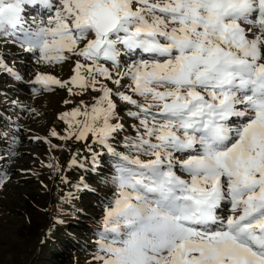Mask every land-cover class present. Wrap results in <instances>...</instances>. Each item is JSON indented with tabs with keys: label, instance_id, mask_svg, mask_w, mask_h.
<instances>
[{
	"label": "snow or ice",
	"instance_id": "obj_1",
	"mask_svg": "<svg viewBox=\"0 0 264 264\" xmlns=\"http://www.w3.org/2000/svg\"><path fill=\"white\" fill-rule=\"evenodd\" d=\"M28 5L54 14L28 21ZM7 29L38 65H72L30 81L74 105L51 136L112 158L96 260L264 264V0H0ZM119 104L136 121L126 152Z\"/></svg>",
	"mask_w": 264,
	"mask_h": 264
},
{
	"label": "rangeland",
	"instance_id": "obj_2",
	"mask_svg": "<svg viewBox=\"0 0 264 264\" xmlns=\"http://www.w3.org/2000/svg\"><path fill=\"white\" fill-rule=\"evenodd\" d=\"M53 14L43 6L28 5L25 9L28 21L46 20ZM12 31L0 32V60L12 70L0 69V131L3 129L2 134L6 135L5 138L0 136V178L8 177L0 187V264H101L95 259L98 233L85 237L73 232L77 242L85 244L87 250L74 255L66 251L67 260L39 257L42 249L55 244L60 226L73 214L80 213L82 218L93 220L101 227L104 207L112 201L114 186L111 179L103 183L84 169L91 154L88 145L96 153L105 151L91 137L84 142L63 141L51 136L52 129L63 134L66 125L58 119L59 114L74 106L63 103L69 98L67 92L56 87L43 90L30 83L35 73L43 70L67 79L72 65H38L37 54L20 47L18 40L22 34H9ZM134 58L125 57L126 60ZM83 99L91 102L87 95ZM128 107L119 104L124 129L117 135L114 145L121 138L135 136L131 125L136 121L126 115ZM4 139L7 143L2 142ZM116 149L128 151L125 147ZM105 158L102 160L104 171L115 174ZM50 164L53 167H49ZM73 195L80 196V212L74 210L76 207L70 209L68 199ZM100 197L102 202H99ZM221 211L226 215L228 209Z\"/></svg>",
	"mask_w": 264,
	"mask_h": 264
},
{
	"label": "trees",
	"instance_id": "obj_3",
	"mask_svg": "<svg viewBox=\"0 0 264 264\" xmlns=\"http://www.w3.org/2000/svg\"><path fill=\"white\" fill-rule=\"evenodd\" d=\"M3 131H4L3 129L0 131V136L2 135V137L5 138L6 135L2 134ZM125 138L126 137L121 138L120 140H117L114 146L119 147V148H124ZM2 142L7 143V140L4 139ZM96 147L98 148L99 146H96ZM99 152L100 154L98 156V163L93 165L92 153H91L87 166L84 169L87 172H89V174L93 178H96L97 180L104 183V182H107L108 179H111L112 176H114L113 173L111 172L106 173L104 171V167L102 166V160H104V156L107 157L105 158V160L108 161V164L111 166L113 171L115 170L113 168V161H112L110 154L107 153L106 150L102 152L100 150ZM79 197L80 196L73 195L68 199V203L70 204L69 205L70 209L73 207H76L74 208L76 212H80L79 205L81 201ZM84 200H87V198H85ZM102 201H103V198L100 197L99 202H102ZM93 203L94 202H91V204ZM78 222H80L82 225H78L77 224ZM60 228H61V231L59 232L57 236V240H54L55 244L51 243L47 248L42 249L39 254V257L46 258L47 256H51V257H54V259L56 260H60V259L67 260L68 252L66 251H69L71 252L72 255H74L76 252H82V251L87 250L84 247L85 244H81L80 242H77L78 239L73 236V232L81 233L82 235L87 237V236L98 233V231L101 229V227H99V224L97 222L93 220H86V218H82V216H80V213L78 215L73 214V217L67 218L65 222H63L62 226H60ZM54 246L56 247L55 249L52 248Z\"/></svg>",
	"mask_w": 264,
	"mask_h": 264
}]
</instances>
